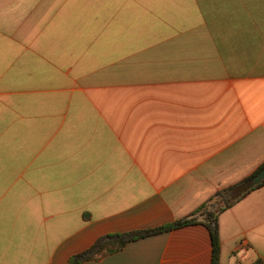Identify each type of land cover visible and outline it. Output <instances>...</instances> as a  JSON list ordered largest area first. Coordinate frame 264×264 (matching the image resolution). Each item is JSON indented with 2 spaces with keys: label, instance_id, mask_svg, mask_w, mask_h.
Listing matches in <instances>:
<instances>
[{
  "label": "crops",
  "instance_id": "crops-1",
  "mask_svg": "<svg viewBox=\"0 0 264 264\" xmlns=\"http://www.w3.org/2000/svg\"><path fill=\"white\" fill-rule=\"evenodd\" d=\"M264 164V0H0V264H68ZM264 264V186L219 216ZM82 264H212L202 223Z\"/></svg>",
  "mask_w": 264,
  "mask_h": 264
},
{
  "label": "trees",
  "instance_id": "trees-1",
  "mask_svg": "<svg viewBox=\"0 0 264 264\" xmlns=\"http://www.w3.org/2000/svg\"><path fill=\"white\" fill-rule=\"evenodd\" d=\"M263 169L264 164L260 166L251 176L227 189L218 192L216 196L207 204L182 220H179L169 226H164L154 230L135 231L126 234H112L101 237L92 247L80 254L74 255L68 264H82L86 261L97 260L106 255L121 251L130 242L198 223H203L210 231L212 238V264H220L221 242L219 232V216L225 210L231 208L233 205L246 197L250 192L264 186V181L260 184H253L252 182V180Z\"/></svg>",
  "mask_w": 264,
  "mask_h": 264
},
{
  "label": "water",
  "instance_id": "water-1",
  "mask_svg": "<svg viewBox=\"0 0 264 264\" xmlns=\"http://www.w3.org/2000/svg\"><path fill=\"white\" fill-rule=\"evenodd\" d=\"M264 181V169L252 180L253 184H260Z\"/></svg>",
  "mask_w": 264,
  "mask_h": 264
}]
</instances>
